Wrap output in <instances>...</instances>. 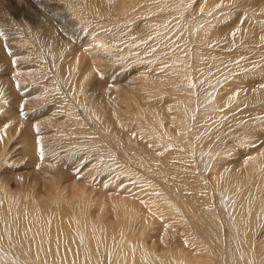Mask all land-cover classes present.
<instances>
[{"label": "bare ground", "instance_id": "1", "mask_svg": "<svg viewBox=\"0 0 264 264\" xmlns=\"http://www.w3.org/2000/svg\"><path fill=\"white\" fill-rule=\"evenodd\" d=\"M262 33L264 0H0V264H264Z\"/></svg>", "mask_w": 264, "mask_h": 264}, {"label": "rangeland", "instance_id": "2", "mask_svg": "<svg viewBox=\"0 0 264 264\" xmlns=\"http://www.w3.org/2000/svg\"><path fill=\"white\" fill-rule=\"evenodd\" d=\"M198 1V0H197ZM196 2V1H195ZM197 12H198V10H197ZM218 13H219V11H217ZM33 14H34V9H33ZM35 16H36V14H34ZM193 16H196V12L195 13H193ZM200 18H202V17H200V15H199V19ZM202 29V28H201ZM201 29H199V30H201ZM259 29H261V28H259ZM262 35H264V33H262ZM166 44V43H165ZM165 44H162L161 46H162V51L161 52H163L164 53V51L166 52V50L167 49H170L171 48V46H170V43L168 44L167 43V45H165ZM165 45V46H164ZM170 46V47H169ZM167 47V48H166ZM165 48H166V50H165ZM171 50V51H170ZM170 50H167V51H169L170 53L173 51V49L171 48ZM168 52V53H169ZM201 98H202V96H201ZM74 138L75 139H80V137L79 136H74ZM74 180H76V178H73L72 180H70L69 181V186H72L73 185V181ZM79 181H81V182H83V178L81 177V178H79ZM127 184H124L123 186L125 187ZM122 188V185L120 186V189ZM120 191V190H119ZM108 193H110V192H108ZM113 194H115V193H113ZM122 194H123V192H122ZM127 193H124V195H126ZM91 212L92 213H94L95 212V209H91ZM109 212H103L101 215H100V218H101V220H106V221H109V220H112L113 219V217H114V214H108ZM96 214H97V216H99L98 215V211L96 212ZM98 220H99V217H98ZM105 224H110V222H105Z\"/></svg>", "mask_w": 264, "mask_h": 264}]
</instances>
